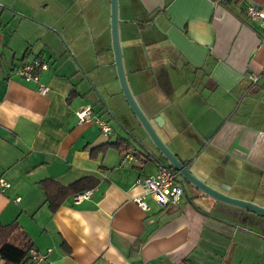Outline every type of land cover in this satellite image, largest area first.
<instances>
[{"label": "crops", "instance_id": "0c3cea01", "mask_svg": "<svg viewBox=\"0 0 264 264\" xmlns=\"http://www.w3.org/2000/svg\"><path fill=\"white\" fill-rule=\"evenodd\" d=\"M247 3L264 0H118L130 90L195 181L178 172L180 200L146 195L142 209L139 179L168 162L122 92L110 0H0V175L11 183L0 223L15 220L33 247L50 248L24 264H264V214L227 200L264 208V24ZM34 58L48 63L37 79L15 73ZM85 104L109 133L77 122ZM116 136L130 148L97 150ZM85 176L96 179L89 197L50 207L42 179Z\"/></svg>", "mask_w": 264, "mask_h": 264}, {"label": "built area", "instance_id": "2783aa9c", "mask_svg": "<svg viewBox=\"0 0 264 264\" xmlns=\"http://www.w3.org/2000/svg\"><path fill=\"white\" fill-rule=\"evenodd\" d=\"M245 12L249 18L259 20L264 24V4L247 3L245 5ZM48 67V63L45 60L34 58L31 61H25L14 68L16 74L22 76L25 79H37L38 70ZM264 72V69L262 73ZM259 73H252L249 75L250 79L255 82L259 78ZM48 87L43 84H39L38 90L41 93H46ZM77 122H85L87 120H95L99 125V128L104 133L111 131L109 121L94 113L90 104H85L74 110ZM124 158L133 159L134 156L129 153H124ZM157 169L154 173L144 175L139 179V184L143 188V193L133 197L134 202L142 209L148 208V202L146 201V195H150L160 206H164L168 203H177L183 193V184L180 182L178 172L165 162L158 160ZM10 181L3 175H0V191H4L10 187ZM92 193V189H85L83 191L74 194L75 200L89 197ZM50 252V248L46 251H39L35 247L31 246L28 251V256L33 261L41 263L45 261Z\"/></svg>", "mask_w": 264, "mask_h": 264}, {"label": "trees", "instance_id": "16d2710c", "mask_svg": "<svg viewBox=\"0 0 264 264\" xmlns=\"http://www.w3.org/2000/svg\"><path fill=\"white\" fill-rule=\"evenodd\" d=\"M76 95L74 91L69 92L67 100ZM130 141L126 137L116 136L115 139L107 141L100 145L97 150L109 146L117 148L123 152L130 148ZM44 187L46 199L52 209H55L68 193H77L86 188L92 187L96 179L91 176L81 177L68 185H63L53 178H44L41 180ZM142 240L133 244L132 254L139 250ZM33 245L30 236L17 221H11L7 224L0 223V256L5 259V264H24L30 260L28 251Z\"/></svg>", "mask_w": 264, "mask_h": 264}, {"label": "water", "instance_id": "95a60500", "mask_svg": "<svg viewBox=\"0 0 264 264\" xmlns=\"http://www.w3.org/2000/svg\"><path fill=\"white\" fill-rule=\"evenodd\" d=\"M118 24H119V18H118V0H110V30H111V39H112V47H113V53L115 58V65L117 67V74L118 79L122 88V92L137 119L142 124L154 144L157 146L159 151L165 156L167 159L168 165L177 169L183 176L186 178L191 179V175L189 173V170L186 168V165L177 158V156L171 152V150L162 142L161 138L157 134L156 130L154 129L151 121L149 118L145 115L139 104L137 103L134 95L132 94L130 87L127 82V77L125 74V70L123 68V61H122V53H121V45L119 41V31H118ZM152 154V153H151ZM153 155V154H152ZM193 181V180H192ZM195 182V181H193ZM204 190H206L210 195L217 196L218 194L215 193V191H211L206 185L197 184ZM214 192V193H212ZM230 202H233L234 204H239L245 207L251 206L253 208V211L264 214V208H261L259 206H256L250 202L242 201L239 199L234 198H228Z\"/></svg>", "mask_w": 264, "mask_h": 264}, {"label": "bare ground", "instance_id": "6f19581e", "mask_svg": "<svg viewBox=\"0 0 264 264\" xmlns=\"http://www.w3.org/2000/svg\"><path fill=\"white\" fill-rule=\"evenodd\" d=\"M173 168V167H172ZM175 169V168H174ZM175 170H177V169H175ZM177 172H179L178 170H177ZM180 180V179H179ZM180 182H182L181 180H180ZM182 184H183V182H182ZM183 190H184V186H183Z\"/></svg>", "mask_w": 264, "mask_h": 264}]
</instances>
